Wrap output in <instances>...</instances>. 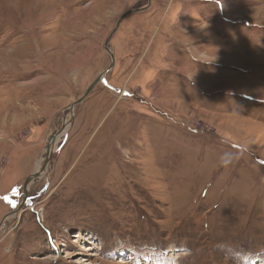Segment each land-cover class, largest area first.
Returning <instances> with one entry per match:
<instances>
[{
    "label": "rangeland",
    "instance_id": "1",
    "mask_svg": "<svg viewBox=\"0 0 264 264\" xmlns=\"http://www.w3.org/2000/svg\"><path fill=\"white\" fill-rule=\"evenodd\" d=\"M148 2L0 0V264H264V0H151L68 111Z\"/></svg>",
    "mask_w": 264,
    "mask_h": 264
},
{
    "label": "water",
    "instance_id": "2",
    "mask_svg": "<svg viewBox=\"0 0 264 264\" xmlns=\"http://www.w3.org/2000/svg\"><path fill=\"white\" fill-rule=\"evenodd\" d=\"M150 3H151V0H149L148 5L145 6V8H134V9H130L128 12H126L125 14H123V15L120 17V19L118 20V22H117V24H116L114 30H113L112 33L107 37V39H106V41H105V44H104V48H105V49L107 50V52L111 55V58H112L111 66H110L108 69H106L105 72H103V73H102L97 79H95V80H94V81L88 86V88H87V90L85 91L83 97H81L78 101L72 103V104L70 105V107H68V111H69V112L72 111V110H74L75 106H76L77 104H79L80 102H82V101H83V100H84V99L90 94V92L93 90V88H94L98 83L103 82V81L105 82V75H106V73H107V72H108V71L114 66V64H115V55H114L113 50H112L111 47H110V43H111V40H112V38H113L115 32L117 31V29H118V27H119V25H120V22L123 20V18H125V17L128 16L129 14H132V13H134V12H137V11H140V10H142V9H146V8H148L149 5H150ZM66 116H67V115H66ZM72 121H73V120H72ZM55 136H56V135H55ZM50 155H51V154H49V155L46 157V162H45V164H43L44 167H46V166L48 165V162H49V159H50ZM36 175H37V174H36V172H35V173H34L33 175H31V176L27 179V181L24 183V186H23V198H22L21 204H20V206H19L18 209H22V206H24V205L26 204V202L28 201V199H29V195H28V189H27V186H28V184L30 183L31 180H34V178H35ZM18 209H16L15 211H17ZM6 225H7V223L5 222V220H3V222L1 223V226H0V232H1V228H2V226L5 227Z\"/></svg>",
    "mask_w": 264,
    "mask_h": 264
},
{
    "label": "clouds",
    "instance_id": "3",
    "mask_svg": "<svg viewBox=\"0 0 264 264\" xmlns=\"http://www.w3.org/2000/svg\"><path fill=\"white\" fill-rule=\"evenodd\" d=\"M183 9H182V4H181V0H171L168 8L166 9L163 17H162V23L168 25H175L179 23V17L182 14ZM208 48H212L215 47L216 48V52L214 55V58H209L208 60H202L200 62L206 63V64H212L214 61H216L217 59V53L219 51L218 46L215 45H205ZM209 55L211 56V54L209 53ZM198 69H196L197 72Z\"/></svg>",
    "mask_w": 264,
    "mask_h": 264
},
{
    "label": "bare ground",
    "instance_id": "4",
    "mask_svg": "<svg viewBox=\"0 0 264 264\" xmlns=\"http://www.w3.org/2000/svg\"><path fill=\"white\" fill-rule=\"evenodd\" d=\"M72 111H73V110H72ZM72 111H71V112H72ZM71 112H70V113H71ZM65 131H67V130H65ZM65 131H64V132H65ZM53 141H54V140H53ZM53 141H52V143H53ZM56 144H57V143H56ZM56 144H55V145H56ZM50 145H51V144H50ZM54 150H55V148L52 149V150L50 151V146H49V147H48V152H47V153H48V154H51ZM40 166H41V163L39 162V163H38V166H37V170H38V171H36V174H37V175L35 176L34 180H31V181H30V183H29L28 186H27V189H28V187H29V185H30L31 183H33V182H35L36 180H38V179L41 177V175L43 174V171H44V169H45L46 167H44V166H41V167H40ZM14 215L18 217V216H19V212L17 211L16 213L14 212V213L9 214V216H8L7 218L14 217ZM5 221H6V220H5ZM2 228H4V226H2ZM2 228H1V231H2Z\"/></svg>",
    "mask_w": 264,
    "mask_h": 264
},
{
    "label": "snow or ice",
    "instance_id": "5",
    "mask_svg": "<svg viewBox=\"0 0 264 264\" xmlns=\"http://www.w3.org/2000/svg\"><path fill=\"white\" fill-rule=\"evenodd\" d=\"M126 95H130V93H126ZM4 199L8 200V197H5ZM9 203H11L12 207H16L15 201H9Z\"/></svg>",
    "mask_w": 264,
    "mask_h": 264
}]
</instances>
